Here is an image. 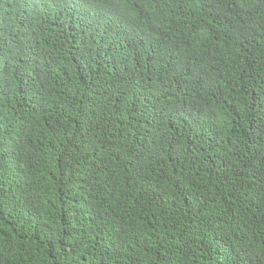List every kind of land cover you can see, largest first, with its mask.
<instances>
[{
  "label": "trees",
  "instance_id": "obj_1",
  "mask_svg": "<svg viewBox=\"0 0 264 264\" xmlns=\"http://www.w3.org/2000/svg\"><path fill=\"white\" fill-rule=\"evenodd\" d=\"M0 264H264V0H0Z\"/></svg>",
  "mask_w": 264,
  "mask_h": 264
},
{
  "label": "rangeland",
  "instance_id": "obj_2",
  "mask_svg": "<svg viewBox=\"0 0 264 264\" xmlns=\"http://www.w3.org/2000/svg\"><path fill=\"white\" fill-rule=\"evenodd\" d=\"M168 45H171V44H169V43H167V42H165L164 44H163V46H168ZM170 60H175L176 58H169Z\"/></svg>",
  "mask_w": 264,
  "mask_h": 264
}]
</instances>
